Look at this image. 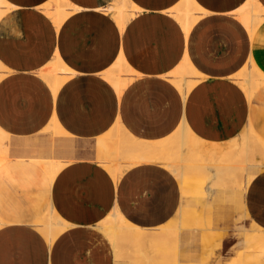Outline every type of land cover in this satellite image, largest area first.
Returning <instances> with one entry per match:
<instances>
[{
	"label": "crops",
	"instance_id": "crops-1",
	"mask_svg": "<svg viewBox=\"0 0 264 264\" xmlns=\"http://www.w3.org/2000/svg\"><path fill=\"white\" fill-rule=\"evenodd\" d=\"M4 1L0 131L9 143L7 151L0 145L7 152L0 165V264H118L103 227L110 215L151 232L175 217H221L212 207L226 203L252 220L237 230L241 237L264 234V170L208 209L188 210L192 202L180 186L185 191L200 169L205 181L203 169L188 170L181 181L161 160L170 147L147 160L131 150L162 144L182 128L197 141L187 160L229 154L243 132L262 141L252 120L264 115V0H189L187 29L178 15L186 0H63L60 23L57 0ZM123 2L128 19L120 27L114 13ZM243 7L262 19L253 31L240 19ZM53 64L65 68L56 73L57 87L45 75ZM53 123L64 134L50 131ZM118 137L130 148L120 149ZM40 161L61 169L51 178ZM237 171L245 168L226 175ZM207 186L212 196L215 186L211 193ZM45 214L60 225L32 224ZM207 233V243L215 237L220 246L222 235Z\"/></svg>",
	"mask_w": 264,
	"mask_h": 264
},
{
	"label": "rangeland",
	"instance_id": "rangeland-1",
	"mask_svg": "<svg viewBox=\"0 0 264 264\" xmlns=\"http://www.w3.org/2000/svg\"><path fill=\"white\" fill-rule=\"evenodd\" d=\"M62 2L63 0L58 1L59 11L60 9L62 10L63 8ZM53 4H57V3L55 2ZM122 4L125 5L124 8H127V5L124 2L121 3V5ZM185 9L190 10V12L187 15L188 19L186 18L189 23L190 22L189 19L194 10V7L186 3L184 9L180 11L182 20L184 19L183 11ZM246 12L247 13L249 12V14L250 12L252 13L250 14L251 18H253L254 13H258V12H255V10H252V8L251 10H248ZM249 14H246V15L250 16ZM54 17H56V15ZM259 21H261V19L256 20V21L254 19L255 23H258ZM55 69L57 71L60 69V67L56 65ZM114 77H115L114 75L111 76V78H114ZM255 77L256 76H254V78ZM242 79L246 80L244 78ZM255 79L262 82L261 79H258L257 77ZM260 92H263V91L259 90L256 95H258V93ZM252 127H253V130L259 134L262 141H264V132L262 130V128L264 127V115L254 116L252 120ZM50 128L51 127H49V130L53 132V129L52 128L50 129ZM243 134L244 132L241 135L242 142L241 141L240 143L237 142L239 147L233 146L230 149L231 153L229 154H225V153L223 154V152L221 153L225 157L221 156V154L213 155L212 153H210L209 155H204L202 153L201 155H198V157L193 156L187 160V155L192 150V145L195 142L191 140L190 138L185 137L184 134L183 136H181L180 132H176L175 135H172L171 139L169 138L166 139L164 141L165 143L163 142L162 144L156 145L153 148V152H151L150 155L152 156V158L158 159V155H160V153L163 151H167L170 147L173 152H170V154L165 158V161H168V162L169 160H171V162H174V160L180 161L183 156L184 158L183 160H187L188 163H195L199 165H206L208 163L215 164V165L217 164L218 166H220V168L217 167V169L219 171L222 169V172H221L223 173L222 176H225L227 173H231L232 170L235 168V166L244 167L245 168L244 173L237 171L234 174L226 175L224 179L220 183H218L217 186H215V192L212 196H207L204 193V188L206 186L207 181L206 180L203 181L202 177L204 174H202L200 170L188 176L187 183H186V190L184 191L182 189V186H180L182 194L185 197V199L192 202L191 207L189 206L187 209L188 210L195 209L196 207L201 206L203 210H206L210 207V203L212 202L213 199H216L217 197L222 198L226 195V193L228 192L232 193L234 190H236L237 192L238 190L237 184L242 179L244 180L247 179L251 181V179L254 176H256L259 172L264 170V165H263L264 164V154L263 152L260 153L257 150L259 149L260 144L251 137L249 139V143H247L249 145V149L248 151H245L244 150L245 142L243 138L247 135L244 136ZM182 137H185V138L182 139ZM0 138H1L0 140L2 141L0 142V145L3 144L2 146L7 151L6 149L7 147L4 146V144L5 143L8 144L9 140L8 139L6 140V138H2V137ZM181 139L184 141V143ZM118 140L120 141V147H121L120 149L128 148V147L130 148V145L126 144L125 142L124 144L121 143L123 141L119 137H118ZM141 146L142 145H138L137 148L133 149L135 150L134 152H137L136 155L139 157H142L140 156L142 155L141 151L145 152L146 150H149L147 146L145 150L143 151L140 148H144L145 146L144 147H141ZM213 146L219 147V145H213ZM174 148L175 150H173ZM137 149L139 151L141 150L140 151L141 154H139ZM179 152H180V155H179ZM5 154H7V152L0 153V155H5ZM143 155L144 156L149 155V151H147V153H143ZM177 155H179L181 158ZM176 156L177 158L179 157V159L172 160ZM161 160L164 161L163 159ZM221 166H223V168ZM231 168L233 169L231 170ZM236 169L237 168H235V170ZM114 170L115 169H110V172L114 177H116L115 175L117 174V170L115 172ZM178 171L180 172L178 173ZM183 171L184 173L182 174L184 176L181 174V172ZM183 171H182V168L181 170L179 169L176 170V172L180 174V177L179 176L177 177L181 181H183L186 173L188 172V170L187 169L185 170V168H183ZM176 172L174 174H176ZM181 175L183 176V178H181ZM222 176L220 175L221 179L223 178ZM220 177H219V181H220ZM219 206L212 207V214L213 215L221 214L222 215L221 217H215V216L214 217H202L199 220H197V221H201V223H196V222L191 223L192 221H195L196 219L190 218L189 216L182 217V218L180 217L173 218L164 227L158 230H153L154 232L156 231V235H158V238H156L155 241L150 240V239L147 240L144 238L143 240L141 238V240L139 239L138 240L139 242H137L136 239L131 240V238L123 234L117 233L113 237L107 234L110 241L112 242L114 246L115 252L118 254L117 256L118 264H229V263L230 264H237V263L238 264H264V254L262 253V251L258 248L256 249L255 246L253 247L249 246L246 248L242 247L243 246L241 243L242 237L240 235V231L239 232L237 231L240 226H244L247 229H249V227L251 226L252 220L247 215H245L244 212L242 213V215L239 216L238 214L240 213V211H234L232 209L231 210L228 209L230 206L226 203L220 208ZM224 214H234V216L227 217V216H223ZM46 221L47 220H46V214H45V216H43L41 219H38V220L34 219L31 222L34 225L42 226V224H45ZM53 222L55 223L56 221L53 220ZM206 223L209 224L208 227ZM108 226L110 225L103 224V227H108ZM53 227H56V226H52V228ZM207 228L210 229L211 233L214 235H219V234L222 235L220 246H217L218 241H217V238L215 237L212 238L213 241H211V243L209 244L207 243V241L205 240L203 236L204 234H209L207 233ZM144 233H149V231L145 230ZM121 239H123V243H122L123 248L118 250L116 246L118 245ZM240 254L241 256L239 258L238 256Z\"/></svg>",
	"mask_w": 264,
	"mask_h": 264
},
{
	"label": "bare ground",
	"instance_id": "bare-ground-1",
	"mask_svg": "<svg viewBox=\"0 0 264 264\" xmlns=\"http://www.w3.org/2000/svg\"><path fill=\"white\" fill-rule=\"evenodd\" d=\"M58 1L59 0H57V1H55L57 4H54L55 6H56V10H55V15H56V19L58 20L57 22H59L60 23V21L67 15V12H65V8L63 9L62 8V10L60 9V11H59V3H58ZM189 0H186V3L188 2ZM54 2V3H55ZM6 2L4 1V0H0V7L1 6H6L7 4H5ZM65 3V2H64ZM65 4H67V6L66 7H69L68 5V2H66ZM71 6V5H70ZM124 4H122V5H119L116 9H115V11H116V13H114V15H115V19H116V21H117V23H118V25L120 26V27H123L124 26V24L126 23V21H127V17H128V15H127V13H126V11L125 10H127V8H124ZM45 7V6H44ZM43 7V8H44ZM9 8V7H8ZM250 8V9H249ZM51 9V8H50ZM109 10V9H108ZM248 10H251V7H243L242 9H240V11H239V14H240V19L242 20V22H243V24L249 29V30H251V31H253L254 30V28H255V26L256 25H258V23H260V21L258 22V23H255L254 22V19L253 18H251V15L250 14H252L251 12H250V14H249V12L247 13L246 11H248ZM252 10H254L253 8H252ZM2 11V10H1ZM110 12V11H109ZM184 19L182 20L181 19V14H180V12H178V15H179V17H180V21H182V23H183V25H184V28L185 29H187L188 28V25L190 24V23H188V17H187V15H188V13L190 12V10H188V9H185L184 11ZM182 12V13H183ZM249 14L250 16H247L246 14ZM54 14V13H53ZM53 14H51V15H53ZM2 15V14H1ZM190 16V15H189ZM62 17V18H61ZM61 18V19H60ZM178 18V17H177ZM187 18V19H186ZM253 19V20H252ZM257 20H259V19H257ZM262 20V19H261ZM255 21H256V19H255ZM59 66V65H58ZM60 67V69L59 70H57L56 71V64H54V65H51L50 67H49V72L46 74L51 80H52V85H53V87H57L58 85H59V81H57V79H56V73L57 72H59V71H64L65 70V68L62 66V65H60L59 66ZM191 71V68H188V69H183V73H181V75L180 76H184V75H186V72H188V71ZM71 72V71H70ZM65 75V74H64ZM58 76V75H57ZM60 76V75H59ZM186 78V77H185ZM111 80H112V82L114 83V85L116 86V87H118L120 84H119V82H118V80L116 79V77H114V78H111ZM186 80V79H185ZM243 80V79H242ZM247 79L246 80H243L242 81V86L246 83L247 84ZM239 82V81H238ZM179 87H181V84H179L178 85ZM250 94H251V92H250ZM52 129H53V132H55V134H64V132L58 127V125L57 124H55V123H53L51 126H50ZM50 128V129H51ZM249 130H251V129H249ZM249 130H247V131H249ZM181 133V136H183V134L185 135V137H188V138H190L191 140H193V138H192V135L189 133V131L186 129V128H182L181 129V131H180ZM182 132H183V134H182ZM249 133V132H248ZM255 135V134H254ZM6 135L3 133V132H1L0 131V137H2V138H7V137H5ZM119 136V135H118ZM185 137H182V139L183 138H185ZM194 137V136H193ZM253 137V136H252ZM120 138V137H119ZM251 137L247 134V136H245L244 138H243V140H244V142H245V145H244V150L245 151H248V149H249V145L247 144V143H249V139H250ZM1 139V138H0ZM121 139V138H120ZM181 139V140H182ZM242 139V138H241ZM259 144H260V147H259V149H257L260 153L261 152H263V154H264V143L262 142V141H260L259 140V138L258 139H255ZM183 141V140H182ZM194 141V140H193ZM199 141V140H198ZM232 141V140H231ZM0 142H2L1 140H0ZM195 142H197V141H195ZM242 142V141H241ZM121 143H123L124 144V142H121ZM165 143V142H164ZM183 143H184V141H183ZM203 143V142H202ZM3 145V144H2ZM8 146V145H7ZM131 146V145H130ZM181 146H182V144H181ZM227 146V145H226ZM231 146L233 147V146H235V147H239L238 146V144H237V141H236V139L235 140H233L232 142H231ZM138 147V146H137ZM141 147H144V146H141ZM147 146H145L144 148H140L141 150H145V148H146ZM165 147V146H164ZM164 147H162V148H164ZM206 147V146H205ZM204 146H203V148L204 149H206ZM215 147V146H214ZM234 147V148H235ZM129 148V147H128ZM148 148H149V150H146L145 152H142L141 150V153H142V155H140V156H142L141 158L142 159H154V158H152V156L150 155L151 154V152H153V148H154V146H148ZM201 148V147H200ZM216 148H218V147H216ZM219 148H221V146H219ZM7 149V148H6ZM230 148H228V150H229ZM237 149V148H236ZM133 150V149H132ZM138 150V149H137ZM191 150V149H190ZM189 150V151H190ZM211 150V149H210ZM213 151L215 150V149H212ZM224 150H225V147H224ZM227 150V148H226V151H228ZM235 150V149H234ZM140 151L138 150V152H139V154H141L140 153ZM147 151H149V155H143V153H147ZM184 151V150H183ZM192 151V150H191ZM200 151H202V149H200ZM206 151V150H205ZM230 151V150H229ZM181 152V151H180ZM180 152H179V155H180ZM207 152V151H206ZM216 152V151H215ZM133 153H137V152H134L133 151ZM224 153V152H223ZM208 154V153H207ZM246 154V153H245ZM263 154H262V156H263ZM179 155H177V156H179ZM185 155V154H184ZM177 156L176 157H174L172 160H174V159H179V157L177 158ZM182 156V155H181ZM139 157V156H138ZM181 158V157H180ZM248 158V157H247ZM6 159H7V154H5V155H0V164H2L4 161H6ZM184 158H183V156H182V159L178 162V161H176V160H174V162H171V160H169V162L168 161H165L166 162V165H167V167H169L170 169H171V171H172V173H175L176 172V170H181V168H182V171H183V168H185V170L187 169V170H190V169H192V168H195V169H197V168H202L203 170L202 171H204L205 172V174H206V178H205V180H207L208 181V183H209V187H208V192L209 193H211L212 192V190H213V188H214V186H215V184L219 181V177H220V175L222 176L223 175V173H221L222 172V169L219 171L218 169H217V167L218 168H220V166H218L217 164L215 165V164H210V163H208V164H206V165H199V164H195V163H188L187 162V160H183ZM9 161V160H8ZM246 163V162H245ZM38 164L40 165V166H42V168L45 170V172L51 177V178H53L57 173H58V171L61 169V166L59 165V164H57V163H55V162H53V161H47V162H42V161H40V162H38ZM203 164H205V163H203ZM248 164H249V162H248ZM234 165V164H233ZM264 165V164H263ZM197 167V168H196ZM222 168H223V166H221ZM231 167V166H230ZM229 167V168H230ZM235 168H237L236 170H240V169H243L244 167H240V166H235ZM234 168V169H235ZM233 168H231V170H232ZM201 170V169H200ZM228 170H230V169H228ZM116 171V169L114 170V172ZM180 171H178V173H179ZM177 172H176V174H178ZM182 173H184V171L183 172H181V174ZM242 173V172H241ZM175 174V175H176ZM115 175V174H114ZM183 175V174H182ZM181 175V178H183V176ZM116 176V175H115ZM176 176H179L180 177V174H178V175H176ZM222 177H224V176H222ZM204 179V178H203ZM220 180H221V177H220ZM220 182V181H219ZM216 185H218V184H216ZM207 190H206V187H205V192H206ZM208 195V194H207ZM210 195V194H209ZM53 220L54 219H51V217L49 216L48 217V223L46 224V229L47 230H50L51 228H52V226H59L60 225V222H58V220H57V222H53ZM104 224H109L110 226H108V227H104V230H105V232L108 234V235H110V236H115L117 233H119V234H123V235H125V236H127V237H129V238H131V240L133 239H136V241L137 242H139L138 240L140 239L141 240V238L143 239H150V240H154L155 241V239L156 238H158V235H156V231L154 232V231H152V232H149V233H144L145 232V229H141V228H135V227H133V226H130L129 224H127L126 223V221H124L121 217H119V216H117V215H110L107 219H106V222H104ZM44 226V225H43ZM169 228V227H168ZM147 231V230H146ZM168 232V231H167ZM170 232V231H169ZM262 233V232H261ZM143 239V240H144ZM221 239V238H220ZM142 242V241H141ZM238 242H240V241H238ZM241 243H242V247H249V246H255L256 247V249L258 248V249H260L261 251H262V253L264 254V234L262 233V234H258V233H248V234H245L243 237H242V240H241ZM254 247V248H255ZM259 250V251H260ZM235 252V251H234ZM238 253V252H237ZM235 255H237V254H235ZM240 256H241V254L238 256L239 258H240ZM240 263V262H239ZM230 264V263H229ZM238 264V263H237Z\"/></svg>",
	"mask_w": 264,
	"mask_h": 264
}]
</instances>
